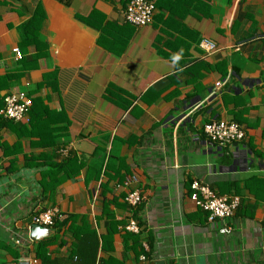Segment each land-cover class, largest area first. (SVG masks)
I'll list each match as a JSON object with an SVG mask.
<instances>
[{
	"label": "crops",
	"instance_id": "0c3cea01",
	"mask_svg": "<svg viewBox=\"0 0 264 264\" xmlns=\"http://www.w3.org/2000/svg\"><path fill=\"white\" fill-rule=\"evenodd\" d=\"M127 1L0 0V109L13 91L34 103L28 122L0 116V264H42L45 240L53 259L82 249L84 264H264V0H154L140 28L125 21ZM38 4L34 43L23 27ZM204 37L218 49L206 54ZM221 119L245 138L211 140L204 126ZM70 157L76 174L45 189ZM127 175L144 197L137 218ZM194 180L239 196L236 214L210 223L190 199ZM50 207L66 223L30 240L32 216ZM132 216L139 233L122 228Z\"/></svg>",
	"mask_w": 264,
	"mask_h": 264
},
{
	"label": "built area",
	"instance_id": "2783aa9c",
	"mask_svg": "<svg viewBox=\"0 0 264 264\" xmlns=\"http://www.w3.org/2000/svg\"><path fill=\"white\" fill-rule=\"evenodd\" d=\"M155 12L156 4L154 0H128L124 10V18L126 22L135 27H144L153 23ZM199 44L206 54H211L218 49V44L207 37L202 38ZM13 52L18 60H21L24 56L18 47H15ZM226 82V79L217 81L205 101L210 103L217 100L222 94ZM32 105V97L26 91H13L4 98V105L0 109V115L7 120L28 122ZM204 132L221 147L245 138V131L242 125L236 121L225 119L213 120L205 124ZM61 152L65 154L66 151L61 150ZM139 182L137 175H127L123 182V186L127 188L125 202L133 213L144 200ZM191 189L190 199L197 207L207 213L208 220L213 225H215L217 219H231L236 214L241 203L239 196L218 194L199 180L193 181ZM60 216L61 213L57 207H50L34 214L32 216V224L50 228ZM122 228L132 233L140 232L139 222L134 216ZM13 241L18 246H23L24 244L22 237L18 233H15ZM142 247L144 252L140 255V259L146 261L148 259L149 245L147 242H143ZM28 260L31 264L38 262L35 258Z\"/></svg>",
	"mask_w": 264,
	"mask_h": 264
},
{
	"label": "trees",
	"instance_id": "16d2710c",
	"mask_svg": "<svg viewBox=\"0 0 264 264\" xmlns=\"http://www.w3.org/2000/svg\"><path fill=\"white\" fill-rule=\"evenodd\" d=\"M45 15L46 14L44 13V10L42 9V6L40 4H38L37 7H36V11H35L34 16L23 27V30L25 31L24 34L29 39V41L37 43V39L39 38V35H40L41 23H42V20L44 19ZM137 28H140V27H137ZM32 101H33V99H32ZM32 107H33V105H32ZM32 107H31V110H32ZM31 110H30V113H31ZM75 165H76V160L74 158H71V157L69 159H67V161H64L63 163H56V166H55L56 169L47 170L46 173L44 174V177H43V180H42V185L44 186V188L50 190V189H52L53 186H56L58 183H60V181L62 182L66 178L75 175L76 172L72 168ZM57 174H62L63 175L61 177V179H59V181L56 179V176H55ZM51 180H54V184L53 185H51ZM263 188H264V185H263ZM140 209H141V205L138 206V208L135 210V212H134V216L135 217L136 216L138 217ZM59 221H60V217L55 220V222H54V224L52 226L61 225L62 223H64V224L66 223V221H63V222H59ZM140 223H139V226L141 225ZM49 243H51V240H45V241L40 242L39 245H38V250H37L36 257L39 260H41L42 264H84L80 260V258L83 259V254H82L83 250L82 249L75 251V254L77 256V257H75V261H73L74 254L71 255L66 260L53 259L47 253V245ZM93 263H94V261H92V264Z\"/></svg>",
	"mask_w": 264,
	"mask_h": 264
},
{
	"label": "water",
	"instance_id": "95a60500",
	"mask_svg": "<svg viewBox=\"0 0 264 264\" xmlns=\"http://www.w3.org/2000/svg\"><path fill=\"white\" fill-rule=\"evenodd\" d=\"M50 234V228L49 227H41L38 225H31L29 228V238L32 241H39L46 237H48ZM19 264H31L29 260H21Z\"/></svg>",
	"mask_w": 264,
	"mask_h": 264
}]
</instances>
